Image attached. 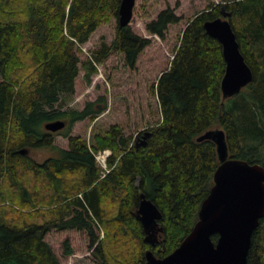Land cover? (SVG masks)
<instances>
[{"label": "trees", "instance_id": "1", "mask_svg": "<svg viewBox=\"0 0 264 264\" xmlns=\"http://www.w3.org/2000/svg\"><path fill=\"white\" fill-rule=\"evenodd\" d=\"M121 1L0 0V264H64L85 248L93 264H145L148 250L168 256L194 228L214 185L216 144L198 141L211 129L225 131L231 158L264 166V0H223L188 21L170 67L152 86L161 110L155 126L133 141L120 125L91 144L69 136L77 122L95 119L99 108L88 103L83 110L65 109L81 70L90 81L98 64L117 53L136 71L152 44L132 20L120 26ZM224 12L231 14L254 74L251 84L226 101L222 45L204 27ZM113 19L114 41L82 60V45ZM182 20L167 7L146 30L164 40ZM58 120L66 122L64 129L45 128ZM58 135L68 138L67 149L56 148ZM43 148L59 154L38 163L23 153ZM106 150L109 172L96 160ZM141 195L163 215L155 247L145 241L137 217ZM248 261L264 264V218Z\"/></svg>", "mask_w": 264, "mask_h": 264}, {"label": "water", "instance_id": "2", "mask_svg": "<svg viewBox=\"0 0 264 264\" xmlns=\"http://www.w3.org/2000/svg\"><path fill=\"white\" fill-rule=\"evenodd\" d=\"M136 0H122L119 24L127 26L134 15ZM223 13L204 25L206 32L222 45L226 71L222 80L223 101L240 94L254 80L252 69L243 56L237 35ZM66 122H49L45 128L58 132ZM213 141L219 160L214 185L199 210V219L190 234L171 254L159 258L152 250L146 252L145 264H249L252 237L264 218V166L230 157L226 133L221 128L207 131L198 141ZM146 238L155 247L163 229V215L158 207L141 195L137 211ZM217 236L214 241L213 237Z\"/></svg>", "mask_w": 264, "mask_h": 264}, {"label": "rangeland", "instance_id": "3", "mask_svg": "<svg viewBox=\"0 0 264 264\" xmlns=\"http://www.w3.org/2000/svg\"><path fill=\"white\" fill-rule=\"evenodd\" d=\"M222 1L136 0L132 26L144 37L152 38V44L141 56L136 71L128 69L125 66L124 56L117 53L110 56L103 64H98V73L94 74L90 81L86 78V72L81 70L76 80L74 100L65 109L83 110L88 103H93L99 108H95L98 111L95 119L88 118L77 122L72 127L69 136H81L91 144L94 136L105 134L113 125H120L125 136L133 141L140 132L155 126L160 121L161 110L157 97L152 94V86L156 84L162 72L170 67L174 52L180 43L182 31L188 21L198 12L211 5L220 4ZM167 7L174 8L176 14L182 16L183 20L181 23L171 26L163 40L159 36L150 35L146 30V24L154 20ZM117 22V19H113L110 24L101 26L92 35L89 42L82 45L80 54L82 60L91 57L103 42L110 44L114 41ZM68 145V138L63 135L56 137L55 146L57 149H67ZM57 149H29L24 150L23 153L34 161L42 163L48 158L58 156ZM110 153V150H106L96 155L98 166L104 172L107 169L103 167V161L100 159L102 160L101 157L106 156L104 161L107 163L111 156ZM103 236L102 234V238ZM52 241L57 240L52 239ZM65 263L93 264L87 248L68 258Z\"/></svg>", "mask_w": 264, "mask_h": 264}, {"label": "built area", "instance_id": "4", "mask_svg": "<svg viewBox=\"0 0 264 264\" xmlns=\"http://www.w3.org/2000/svg\"><path fill=\"white\" fill-rule=\"evenodd\" d=\"M111 154V153H110ZM102 158V160L100 159V161H103V167L105 168V169H107V171L106 172H109V169L107 168L108 166H107V163H105V159H104V156L103 157H101Z\"/></svg>", "mask_w": 264, "mask_h": 264}, {"label": "flooded vegetation", "instance_id": "5", "mask_svg": "<svg viewBox=\"0 0 264 264\" xmlns=\"http://www.w3.org/2000/svg\"><path fill=\"white\" fill-rule=\"evenodd\" d=\"M159 242H160V238H159ZM159 242H158V243H159ZM158 243H157V244H158Z\"/></svg>", "mask_w": 264, "mask_h": 264}]
</instances>
